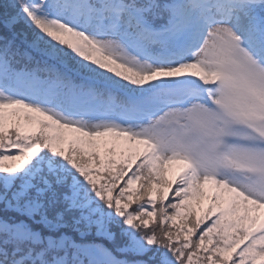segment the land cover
I'll use <instances>...</instances> for the list:
<instances>
[{"label": "snow or ice", "instance_id": "snow-or-ice-1", "mask_svg": "<svg viewBox=\"0 0 264 264\" xmlns=\"http://www.w3.org/2000/svg\"><path fill=\"white\" fill-rule=\"evenodd\" d=\"M0 264H264V0H0Z\"/></svg>", "mask_w": 264, "mask_h": 264}]
</instances>
